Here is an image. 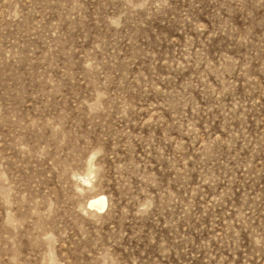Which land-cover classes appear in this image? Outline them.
Segmentation results:
<instances>
[{"label": "rangeland", "instance_id": "rangeland-1", "mask_svg": "<svg viewBox=\"0 0 264 264\" xmlns=\"http://www.w3.org/2000/svg\"><path fill=\"white\" fill-rule=\"evenodd\" d=\"M0 264H264V0H0Z\"/></svg>", "mask_w": 264, "mask_h": 264}, {"label": "bare ground", "instance_id": "bare-ground-1", "mask_svg": "<svg viewBox=\"0 0 264 264\" xmlns=\"http://www.w3.org/2000/svg\"><path fill=\"white\" fill-rule=\"evenodd\" d=\"M106 202H107V200H106L105 196L98 195V196H96L90 200L89 206L91 208H96L98 210H102V209H104Z\"/></svg>", "mask_w": 264, "mask_h": 264}]
</instances>
